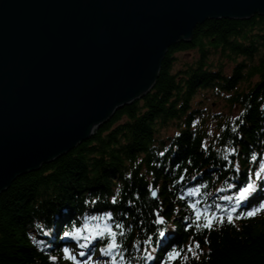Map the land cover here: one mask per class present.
I'll use <instances>...</instances> for the list:
<instances>
[{
    "label": "trees",
    "instance_id": "trees-1",
    "mask_svg": "<svg viewBox=\"0 0 264 264\" xmlns=\"http://www.w3.org/2000/svg\"><path fill=\"white\" fill-rule=\"evenodd\" d=\"M209 92L223 109L208 108ZM261 165L264 15L207 20L170 47L150 93L0 194V264H74L64 249L89 237L96 264H161L173 249L180 256L162 264H264V210L240 215L237 204L241 188L264 182Z\"/></svg>",
    "mask_w": 264,
    "mask_h": 264
},
{
    "label": "water",
    "instance_id": "water-1",
    "mask_svg": "<svg viewBox=\"0 0 264 264\" xmlns=\"http://www.w3.org/2000/svg\"><path fill=\"white\" fill-rule=\"evenodd\" d=\"M255 14L264 0H0V194L150 93L197 25Z\"/></svg>",
    "mask_w": 264,
    "mask_h": 264
},
{
    "label": "snow or ice",
    "instance_id": "snow-or-ice-1",
    "mask_svg": "<svg viewBox=\"0 0 264 264\" xmlns=\"http://www.w3.org/2000/svg\"><path fill=\"white\" fill-rule=\"evenodd\" d=\"M233 131H235V129H233ZM261 172H264V165H261ZM256 179H260L261 178V174L260 172H257L256 174ZM254 185L252 183L247 184L246 187H243L239 190V194L237 196V204L241 203L243 201V199L247 196V194L250 193V191L253 189ZM153 196H156V192L153 191L152 192ZM227 199H231V197H227ZM113 202H115V199L113 200ZM264 210V204H261L259 206V208L257 209H253L252 211H249L246 213L247 216H252L254 215L256 212ZM233 211H235V209H233ZM95 219V218H94ZM159 223H163V219H159L158 220ZM220 222H223L222 220ZM228 222L231 223L232 222V217L229 216L228 217ZM116 227H121L120 225H116ZM197 227H203L206 229H211L212 228V222L210 220L206 221L203 225H199L197 224ZM81 230L80 229H75L74 232H65L64 235L65 236H75L77 235ZM123 233H121L122 235ZM160 235L163 236L164 232H160ZM84 239H87V237H84ZM113 242L109 243L107 246V249L104 250V254L108 255L115 247H117L118 245L115 243V235L113 234ZM87 245L82 244L81 248L86 247ZM196 248H199V244L195 245ZM192 249L189 248V251H191ZM64 253L66 256H68L69 250L67 248L64 249ZM195 254V253H194ZM80 256H84L85 253L84 252H80L79 253ZM180 256V251L177 249H173L171 252L168 253V259L172 260L174 258H177ZM52 259H55V257H53ZM69 259H75L74 256H69ZM84 264H87V262L85 261Z\"/></svg>",
    "mask_w": 264,
    "mask_h": 264
},
{
    "label": "rangeland",
    "instance_id": "rangeland-1",
    "mask_svg": "<svg viewBox=\"0 0 264 264\" xmlns=\"http://www.w3.org/2000/svg\"><path fill=\"white\" fill-rule=\"evenodd\" d=\"M195 56H196V53L194 50L178 52L176 54L177 61L174 65V69L177 70L181 67H184L186 63L192 62ZM229 69H230L229 65H226L225 70L228 72ZM207 95H208V98H207L208 105L207 106L209 109H211L212 112L224 108V104H225L224 101L220 99L215 100L214 96H212L210 92L207 93ZM173 132L174 130L168 131V133L170 134H172Z\"/></svg>",
    "mask_w": 264,
    "mask_h": 264
},
{
    "label": "bare ground",
    "instance_id": "bare-ground-1",
    "mask_svg": "<svg viewBox=\"0 0 264 264\" xmlns=\"http://www.w3.org/2000/svg\"><path fill=\"white\" fill-rule=\"evenodd\" d=\"M76 147H77V146H76ZM76 147H75V148H76ZM153 191H154V190H152V192H153ZM152 192H151V196H152ZM152 198H153V199H156V198H154L153 196H152Z\"/></svg>",
    "mask_w": 264,
    "mask_h": 264
}]
</instances>
